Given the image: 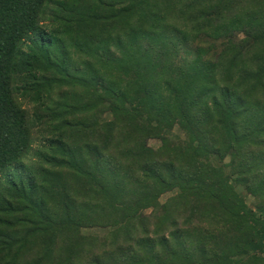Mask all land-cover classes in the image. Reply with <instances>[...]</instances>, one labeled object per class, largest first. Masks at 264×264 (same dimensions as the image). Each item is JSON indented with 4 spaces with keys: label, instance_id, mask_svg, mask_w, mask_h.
Listing matches in <instances>:
<instances>
[{
    "label": "trees",
    "instance_id": "16d2710c",
    "mask_svg": "<svg viewBox=\"0 0 264 264\" xmlns=\"http://www.w3.org/2000/svg\"><path fill=\"white\" fill-rule=\"evenodd\" d=\"M0 264H264V0H0Z\"/></svg>",
    "mask_w": 264,
    "mask_h": 264
},
{
    "label": "rangeland",
    "instance_id": "374dc122",
    "mask_svg": "<svg viewBox=\"0 0 264 264\" xmlns=\"http://www.w3.org/2000/svg\"><path fill=\"white\" fill-rule=\"evenodd\" d=\"M149 145L152 146V147H154V148H158V147L161 145V143H160L158 140H154V139H153V140H150V141H149ZM36 150H38L37 147H35V150H34V151H36ZM172 195H173L172 193H168V194L163 195V196L161 197V202H162V203H165L166 200H167L169 197H171ZM248 202H249L250 205H252L253 202H254V198H253V197H250V198L248 199ZM150 212H151L150 210L146 211L147 214H149ZM96 233H97V234H100L101 236H104V235L107 233V231H104V230H96Z\"/></svg>",
    "mask_w": 264,
    "mask_h": 264
}]
</instances>
